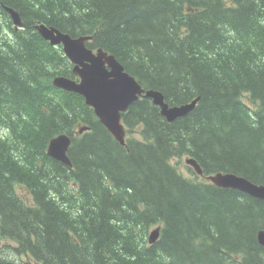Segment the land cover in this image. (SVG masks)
Instances as JSON below:
<instances>
[{
    "label": "trees",
    "instance_id": "1",
    "mask_svg": "<svg viewBox=\"0 0 264 264\" xmlns=\"http://www.w3.org/2000/svg\"><path fill=\"white\" fill-rule=\"evenodd\" d=\"M49 2L0 0V264H264V201L174 163L194 157L207 176L264 185V0ZM41 23L93 36L89 48L146 91L197 107L170 123L139 100L121 145L81 95L53 85L74 75ZM60 134L72 137V168L47 154Z\"/></svg>",
    "mask_w": 264,
    "mask_h": 264
},
{
    "label": "water",
    "instance_id": "2",
    "mask_svg": "<svg viewBox=\"0 0 264 264\" xmlns=\"http://www.w3.org/2000/svg\"><path fill=\"white\" fill-rule=\"evenodd\" d=\"M12 20L16 27L23 26L17 11L9 8ZM40 33L51 40L52 45L63 43L67 56L78 65L74 69L78 80L57 77L53 84L66 92L81 95L86 105L95 110L100 122L122 144H126V130L122 123V114L141 98L152 99L153 104L161 109V115L170 123L188 116L196 107L199 98L192 102L170 106L164 95L156 90L146 91L143 86L125 71L124 66L113 56L102 49L95 53L86 46L92 40L91 36L72 38L70 35L61 34L59 30L46 27L39 28ZM88 128L80 129L81 134ZM71 146V137L61 134L50 141L48 155L71 167L68 152ZM188 166L194 169L199 176H204V171L194 157L186 159ZM215 186L247 194L258 200L264 201V185L251 182L245 177L234 173L219 172L207 177ZM161 234V228H155L149 236V242L155 244ZM258 242L264 247V231L258 233Z\"/></svg>",
    "mask_w": 264,
    "mask_h": 264
},
{
    "label": "bare ground",
    "instance_id": "3",
    "mask_svg": "<svg viewBox=\"0 0 264 264\" xmlns=\"http://www.w3.org/2000/svg\"><path fill=\"white\" fill-rule=\"evenodd\" d=\"M8 9L9 8H7V12L9 13V18L12 20V17H11V14H10V12L8 11ZM20 15V14H19ZM21 17V16H20ZM21 20H22V18H21ZM12 22H13V20H12ZM2 23H3V21H2ZM23 23V22H22ZM4 24V23H3ZM5 25V24H4ZM13 25L16 27V25L14 24V22H13ZM42 25H44V26H46V27H48L47 25H45V24H40V25H38L37 27H36V30L38 31V33L41 35V37L45 40V41H47L48 43H49V45L51 46V47H57V48H60V49H62V52H63V54H64V56L68 59V61L70 62V69H71V72H72V75H74L75 76V73H74V69H75V67L78 65L77 63H75V62H73L68 56H67V54H66V52H65V49H64V45H63V43H61V44H58V45H52V43H51V40H49V39H47V38H45L41 33H40V31H39V27L40 26H42ZM17 28V27H16ZM20 30L21 29H23V26H21V27H18ZM49 28H53V29H56V30H59V29H57V28H55V27H49ZM60 31V33L61 34H67V35H70V34H68V33H65V32H63V31H61V30H59ZM72 38H74V39H76V38H80V37H88V36H91V35H88V36H80V37H73L72 35H70ZM92 37V40H93V36H91ZM91 40V41H92ZM87 43V42H86ZM87 46V45H86ZM89 48V47H88ZM95 53L97 52V50H99V49H92ZM103 50V49H102ZM105 51V50H104ZM106 52V51H105ZM108 53V52H107ZM108 54H110V53H108ZM110 55H113V54H110ZM114 56V55H113ZM115 57V56H114ZM116 58V57H115ZM117 59V58H116ZM118 60V59H117ZM119 61V60H118ZM120 62V61H119ZM121 63V62H120ZM125 68V67H124ZM125 71H126V69H125ZM128 74H130L128 71H126ZM131 75V74H130ZM131 76H133V75H131ZM57 77H68V76H66V75H60V76H57ZM134 77V76H133ZM52 159H54V158H52ZM54 160H56V159H54ZM56 161H59V160H56ZM59 162H61V161H59ZM62 163V162H61ZM64 164V163H63ZM66 165V164H65ZM151 233V232H150ZM149 236H150V234H149ZM149 236H148V242H149ZM160 237H161V234H160ZM160 237H159V239H158V241L160 240ZM157 241V242H158ZM150 243V242H149ZM150 245H152L151 243H150Z\"/></svg>",
    "mask_w": 264,
    "mask_h": 264
},
{
    "label": "rangeland",
    "instance_id": "4",
    "mask_svg": "<svg viewBox=\"0 0 264 264\" xmlns=\"http://www.w3.org/2000/svg\"><path fill=\"white\" fill-rule=\"evenodd\" d=\"M57 1H62V0H53V2L52 3H50V7L51 6H55V2H57ZM69 3H71L70 1H69ZM65 4H66V2H65ZM38 13H40V12H38ZM1 15V14H0ZM4 17L2 16L1 17V20L2 21H4ZM40 25V24H39ZM38 26V25H37ZM37 26H35V29H36V27ZM246 100V102H248L249 104H251L250 103V101H248L247 99H245ZM136 135V137H138V135L137 134H135ZM8 136V131L6 130V129H4L2 126H0V137H7ZM139 138V137H138ZM187 158H189V156H183L182 157V160L180 161V163L178 162L179 161V159L180 158H178L177 159V161H174V163H176L177 165H176V167H177V169H178V171L182 174V175H184V176H187V175H190V173H193V171L192 170H190L188 167V165H187V163H186V159ZM204 179V178H203ZM21 190V189H20ZM156 227H158V226H156ZM156 227H152L151 229H150V231H149V233L150 232H152ZM150 244V243H149ZM1 249H4V247H0V254H3L4 255V252H2L1 251ZM7 256H8V258L11 256V252L9 251L8 253H7Z\"/></svg>",
    "mask_w": 264,
    "mask_h": 264
}]
</instances>
